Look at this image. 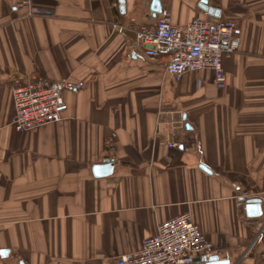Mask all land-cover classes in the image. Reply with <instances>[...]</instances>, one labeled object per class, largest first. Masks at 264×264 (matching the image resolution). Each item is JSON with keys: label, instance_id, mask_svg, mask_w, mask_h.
I'll return each instance as SVG.
<instances>
[{"label": "crops", "instance_id": "1", "mask_svg": "<svg viewBox=\"0 0 264 264\" xmlns=\"http://www.w3.org/2000/svg\"><path fill=\"white\" fill-rule=\"evenodd\" d=\"M150 1L32 0L28 15L0 0V264H117L183 212L223 264H264V0H207L216 15L160 0L175 24L238 22L223 89L209 69L175 79L165 56L126 55L155 21ZM29 74L85 86L65 92L62 120L17 131L11 89ZM169 116L182 119L174 149ZM105 159L113 172L95 177ZM244 191L261 216L237 207Z\"/></svg>", "mask_w": 264, "mask_h": 264}, {"label": "built area", "instance_id": "2", "mask_svg": "<svg viewBox=\"0 0 264 264\" xmlns=\"http://www.w3.org/2000/svg\"><path fill=\"white\" fill-rule=\"evenodd\" d=\"M25 13L32 15V0H15ZM113 24V28H117ZM241 40V27L232 19L194 17L185 24H175L170 12L162 8L153 23L140 24L128 42L126 55L135 51L147 57H166V71L175 79L188 72L212 71L218 89L226 86L222 57L236 52ZM83 80H49L37 74L16 79L11 89L13 115L11 124L17 131H28L62 120L67 109L66 91L81 89ZM165 145L179 146L182 119L169 116ZM238 196L237 207L245 210L247 197ZM215 246L207 239L189 212L161 222L156 233L143 239L141 247L116 257L117 264H206L215 255Z\"/></svg>", "mask_w": 264, "mask_h": 264}, {"label": "water", "instance_id": "3", "mask_svg": "<svg viewBox=\"0 0 264 264\" xmlns=\"http://www.w3.org/2000/svg\"><path fill=\"white\" fill-rule=\"evenodd\" d=\"M121 4L124 0H118ZM199 6L208 14L216 15L217 11L215 8L207 5V0H200ZM150 12L153 17H157V15L162 10V4L160 0H151L150 1ZM184 128L189 129V125L186 122V116L183 115ZM114 162L108 159L102 161V163L94 164L92 166V173L95 177H104L108 176L113 172ZM203 169H206L204 166H201ZM245 213L248 217H258L262 215L261 208V199L257 197L247 198L245 200ZM221 260H219L217 255H213L210 260L206 264H223ZM228 263V262H225Z\"/></svg>", "mask_w": 264, "mask_h": 264}]
</instances>
